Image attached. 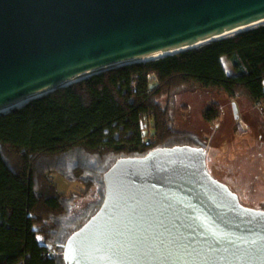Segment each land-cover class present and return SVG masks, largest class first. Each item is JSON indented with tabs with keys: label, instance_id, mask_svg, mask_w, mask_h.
Instances as JSON below:
<instances>
[{
	"label": "water",
	"instance_id": "water-1",
	"mask_svg": "<svg viewBox=\"0 0 264 264\" xmlns=\"http://www.w3.org/2000/svg\"><path fill=\"white\" fill-rule=\"evenodd\" d=\"M261 25L264 0H0V115ZM103 181L65 264H264V210L210 175L204 148L121 157Z\"/></svg>",
	"mask_w": 264,
	"mask_h": 264
},
{
	"label": "trees",
	"instance_id": "trees-1",
	"mask_svg": "<svg viewBox=\"0 0 264 264\" xmlns=\"http://www.w3.org/2000/svg\"><path fill=\"white\" fill-rule=\"evenodd\" d=\"M195 90L264 108V25L107 71L0 115V264H65L64 245L102 206L103 177L117 159L183 145L207 150L204 136L173 126L175 95ZM222 116L214 100L202 111L215 127ZM55 177L82 184L81 197L96 188L98 199L75 212L77 196L62 193ZM51 245L57 254H48Z\"/></svg>",
	"mask_w": 264,
	"mask_h": 264
},
{
	"label": "rangeland",
	"instance_id": "rangeland-1",
	"mask_svg": "<svg viewBox=\"0 0 264 264\" xmlns=\"http://www.w3.org/2000/svg\"><path fill=\"white\" fill-rule=\"evenodd\" d=\"M211 100L222 106L223 116L218 127L202 117L204 107ZM234 103L238 120L234 114ZM172 118L175 130L196 133L208 140L205 151L210 175L228 186L244 207L264 210V108L257 110L244 97L232 101L220 91L195 90L175 95ZM52 180L62 193L77 196L75 212L98 199L96 188L81 197L82 184H70L61 177Z\"/></svg>",
	"mask_w": 264,
	"mask_h": 264
},
{
	"label": "built area",
	"instance_id": "built-area-1",
	"mask_svg": "<svg viewBox=\"0 0 264 264\" xmlns=\"http://www.w3.org/2000/svg\"><path fill=\"white\" fill-rule=\"evenodd\" d=\"M262 106H263V104L261 102H257L255 104V108L257 110H263ZM150 143H152V139L146 138V145L148 146V145H150ZM47 251H48V254L49 255L52 254V253L53 254H57V252H58V246L57 245H51L50 247L47 248Z\"/></svg>",
	"mask_w": 264,
	"mask_h": 264
}]
</instances>
